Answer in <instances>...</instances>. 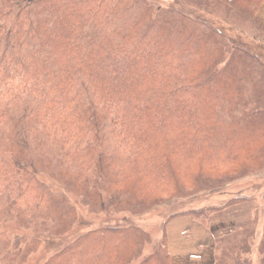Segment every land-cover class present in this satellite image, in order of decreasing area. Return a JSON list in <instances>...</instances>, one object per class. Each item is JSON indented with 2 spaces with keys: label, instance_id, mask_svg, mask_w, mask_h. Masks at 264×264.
Returning <instances> with one entry per match:
<instances>
[{
  "label": "trees",
  "instance_id": "trees-1",
  "mask_svg": "<svg viewBox=\"0 0 264 264\" xmlns=\"http://www.w3.org/2000/svg\"><path fill=\"white\" fill-rule=\"evenodd\" d=\"M159 11L147 0H0V148L14 154L12 162L0 156V226L9 214L20 227L47 231L74 212L39 179L41 169L92 204L105 191L109 203L126 204L124 193H175L186 173L211 179L262 153L263 62L259 69L240 56L218 72L220 44L194 36L186 14L161 19ZM178 74L185 83L176 84ZM247 82L262 106L243 125H225L218 107L247 101ZM16 119L22 130L11 137ZM196 212L188 214L198 220L204 211ZM142 235L93 229L44 264H122ZM30 246L0 229V264L24 263ZM261 253L264 264V239ZM142 264L166 263L153 255Z\"/></svg>",
  "mask_w": 264,
  "mask_h": 264
},
{
  "label": "rangeland",
  "instance_id": "rangeland-1",
  "mask_svg": "<svg viewBox=\"0 0 264 264\" xmlns=\"http://www.w3.org/2000/svg\"><path fill=\"white\" fill-rule=\"evenodd\" d=\"M147 1L155 9H160L161 19L173 16V13H183L191 19V22L186 23L190 31L196 30L193 32L194 36L201 32H204L203 35L212 36L213 42L220 44V60L216 64L218 72L240 56L259 69L261 63L264 64L263 28L257 15L263 0L257 10L255 5L258 0ZM156 15L157 13H152L150 22L156 21ZM202 20H207L213 30L200 24ZM217 29L220 33H217ZM246 52L250 56L257 55L258 59H254L256 56L249 57ZM184 81V74H178L176 84L185 83ZM19 82L16 80L14 83L18 85ZM246 86L247 101H236L233 105L226 99L218 107L219 118L225 125L238 121L243 125L245 119L249 116L251 118L262 106L259 102L256 103L257 90L252 87V83L247 82ZM8 128L7 133L11 137H18V131L22 130L18 119ZM260 136L261 132H258L256 142L252 145L254 151L259 146ZM248 150L250 147L244 148L243 154ZM0 156L10 162L14 159V154L6 152L5 146L0 148ZM245 160L247 159L243 155L238 157L235 164L211 179L198 180L192 174L186 173L189 177L184 181L182 179V188L174 190L176 187L172 186L170 191L175 193L161 195L156 191L144 200L133 199V194L124 193L129 201L126 204L109 203V194L106 191L100 198L102 203L92 204L91 200L83 199L84 196L82 198L70 192L66 185L52 177V172L41 169L37 172L39 179L53 191L63 194L74 212L67 210L64 213L65 218L59 215L61 219L50 221L45 229L47 231L35 227H20L8 214L0 229L11 239L20 236L27 243H31L32 250L22 264H44L81 234L107 226L138 228L143 234L138 244L125 256L122 264H142L153 255L166 264H174L167 225L174 218L187 216L206 226L214 235V257L209 264H234L235 259H247L249 264H261L264 239V150L251 159L252 164L242 168L240 165ZM158 195L162 198L158 199ZM192 211L204 212L196 220L194 215L188 214ZM35 239H38V243ZM11 248L14 249V245Z\"/></svg>",
  "mask_w": 264,
  "mask_h": 264
},
{
  "label": "crops",
  "instance_id": "crops-1",
  "mask_svg": "<svg viewBox=\"0 0 264 264\" xmlns=\"http://www.w3.org/2000/svg\"><path fill=\"white\" fill-rule=\"evenodd\" d=\"M264 36V0L257 10ZM264 38V37H263ZM174 264H209L214 257V235L191 217L174 218L167 225Z\"/></svg>",
  "mask_w": 264,
  "mask_h": 264
}]
</instances>
